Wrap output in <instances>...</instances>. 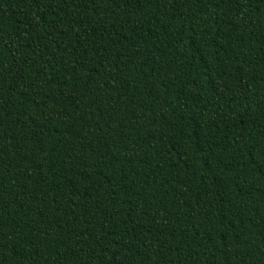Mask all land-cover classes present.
Instances as JSON below:
<instances>
[{
	"label": "trees",
	"instance_id": "trees-1",
	"mask_svg": "<svg viewBox=\"0 0 264 264\" xmlns=\"http://www.w3.org/2000/svg\"><path fill=\"white\" fill-rule=\"evenodd\" d=\"M0 264H264V0H0Z\"/></svg>",
	"mask_w": 264,
	"mask_h": 264
}]
</instances>
